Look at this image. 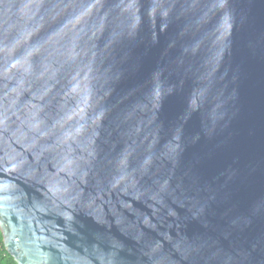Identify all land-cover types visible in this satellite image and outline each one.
Listing matches in <instances>:
<instances>
[{
	"label": "water",
	"instance_id": "1",
	"mask_svg": "<svg viewBox=\"0 0 264 264\" xmlns=\"http://www.w3.org/2000/svg\"><path fill=\"white\" fill-rule=\"evenodd\" d=\"M0 230L18 264H264V0H0Z\"/></svg>",
	"mask_w": 264,
	"mask_h": 264
},
{
	"label": "trees",
	"instance_id": "2",
	"mask_svg": "<svg viewBox=\"0 0 264 264\" xmlns=\"http://www.w3.org/2000/svg\"><path fill=\"white\" fill-rule=\"evenodd\" d=\"M0 264H18L14 256L6 249L0 230Z\"/></svg>",
	"mask_w": 264,
	"mask_h": 264
}]
</instances>
